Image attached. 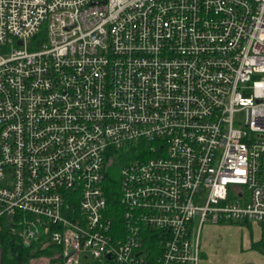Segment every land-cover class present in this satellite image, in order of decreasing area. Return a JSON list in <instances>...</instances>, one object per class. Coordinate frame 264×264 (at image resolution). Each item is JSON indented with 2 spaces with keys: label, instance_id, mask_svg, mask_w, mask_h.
<instances>
[{
  "label": "built area",
  "instance_id": "built-area-1",
  "mask_svg": "<svg viewBox=\"0 0 264 264\" xmlns=\"http://www.w3.org/2000/svg\"><path fill=\"white\" fill-rule=\"evenodd\" d=\"M0 46V240L201 264L264 223V0H0Z\"/></svg>",
  "mask_w": 264,
  "mask_h": 264
},
{
  "label": "rangeland",
  "instance_id": "rangeland-1",
  "mask_svg": "<svg viewBox=\"0 0 264 264\" xmlns=\"http://www.w3.org/2000/svg\"><path fill=\"white\" fill-rule=\"evenodd\" d=\"M6 47L0 46V52L6 53ZM243 114V113H242ZM127 147L124 151H128ZM118 176L120 171L116 170ZM261 226L244 222L204 224L200 241L202 245L201 264H264V253L253 248L260 238ZM53 257H57L53 255ZM50 258L39 257L27 264H49Z\"/></svg>",
  "mask_w": 264,
  "mask_h": 264
},
{
  "label": "trees",
  "instance_id": "trees-1",
  "mask_svg": "<svg viewBox=\"0 0 264 264\" xmlns=\"http://www.w3.org/2000/svg\"><path fill=\"white\" fill-rule=\"evenodd\" d=\"M106 190L109 197V205L115 213V222L120 221L121 188L120 178L115 168L107 172ZM251 227V222H244ZM157 235V233H154ZM253 248L264 253V223L261 224L260 238L254 242ZM59 249L53 245L43 246L41 241H34L29 246L18 238L3 232L0 240V264H27L39 257L50 258L49 264H62L60 257H53Z\"/></svg>",
  "mask_w": 264,
  "mask_h": 264
},
{
  "label": "crops",
  "instance_id": "crops-1",
  "mask_svg": "<svg viewBox=\"0 0 264 264\" xmlns=\"http://www.w3.org/2000/svg\"><path fill=\"white\" fill-rule=\"evenodd\" d=\"M260 226V225H259Z\"/></svg>",
  "mask_w": 264,
  "mask_h": 264
}]
</instances>
